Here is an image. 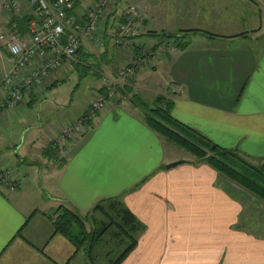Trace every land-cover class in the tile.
Returning <instances> with one entry per match:
<instances>
[{
    "label": "crops",
    "instance_id": "1",
    "mask_svg": "<svg viewBox=\"0 0 264 264\" xmlns=\"http://www.w3.org/2000/svg\"><path fill=\"white\" fill-rule=\"evenodd\" d=\"M129 4L143 13L135 46L154 49L161 42L165 48L96 113L64 159L55 158L50 142L60 124L85 113L102 91V80L83 109L64 114L52 130L43 128L42 121L26 127L24 135L34 132L25 152L20 153L23 138L19 145L16 140L11 144L13 154L0 150V169L17 184L12 190L0 184V264H111L126 245L118 244L111 227L102 234L107 243L88 255L55 232L50 218L59 205L86 214L110 196H120L142 224L136 245L119 264H264V238L240 224L242 202L231 196L240 187L158 136L133 99L143 95L153 102L178 85L179 94L168 97L177 120L221 147L264 162V0H114L97 29L104 43L112 37L111 42L103 48L84 41L79 51L85 67L94 61L112 80L115 68L130 56L113 44L114 23ZM22 21L6 16L0 23L27 36ZM184 31L190 33L183 37ZM167 34L175 37L162 36ZM3 56L0 67H9ZM81 66L53 70L48 83L7 110L0 118V141L11 122L16 124ZM5 93L1 88L0 97ZM173 161L183 162L166 169ZM102 205L114 214L113 205ZM97 222L105 224L100 218Z\"/></svg>",
    "mask_w": 264,
    "mask_h": 264
},
{
    "label": "built area",
    "instance_id": "2",
    "mask_svg": "<svg viewBox=\"0 0 264 264\" xmlns=\"http://www.w3.org/2000/svg\"><path fill=\"white\" fill-rule=\"evenodd\" d=\"M113 1L0 0V21L6 16L21 17L25 20L28 33L27 36H19L5 30L0 34V57L5 54L10 61L9 67H0V89H6V93L0 97V118L7 110L26 102L24 96L33 89L48 83L53 70L83 62L79 57L82 43L98 42L100 17ZM142 18L141 8L129 4L122 19L116 23L114 43L127 50L130 56L122 66L115 68V80L104 70L101 72L102 91L90 101L81 117L60 124L51 140V149L56 152L58 161L68 155L69 145L85 131L96 113L109 99L119 94L118 89L129 85L137 71L143 69L150 59L159 56L165 48L164 43L154 49L135 46L137 25ZM1 26L7 28L5 22ZM179 92L180 87L174 84L170 86L168 95L172 97ZM0 184L11 190L17 187L11 175L1 169Z\"/></svg>",
    "mask_w": 264,
    "mask_h": 264
},
{
    "label": "trees",
    "instance_id": "3",
    "mask_svg": "<svg viewBox=\"0 0 264 264\" xmlns=\"http://www.w3.org/2000/svg\"><path fill=\"white\" fill-rule=\"evenodd\" d=\"M22 22L25 24V20ZM9 30L10 32H16L14 27ZM24 30H27L26 25ZM193 31L196 30H191V32ZM189 33L190 31H184L183 37H186ZM162 36L165 38L166 35ZM107 40L108 44L109 39ZM181 46L183 47V45ZM29 95L31 96V92ZM133 96L135 104L139 106L136 100L139 99V96ZM171 103L168 97L157 95L151 106L147 108L139 106L143 111L145 124L167 142L203 161L218 174L264 202V165L251 163L247 157L241 155L235 148L221 147L205 135L180 122L171 114ZM53 153L56 154L55 151ZM104 202L113 205L111 213L114 214L111 216L104 209L102 205ZM92 210L106 213V217L110 221L101 227L96 220L92 219L93 222L90 225H93L88 228L85 215L65 205H59L50 217L53 219L54 231L65 236L75 246L76 251L84 249L89 255L94 247L102 244L104 231L109 227L112 229V226L116 227L114 229L116 232L115 239L119 241L118 244H126L111 263L119 264L136 245V235L142 229V224L136 220L130 211L123 207L120 196L102 198L93 206Z\"/></svg>",
    "mask_w": 264,
    "mask_h": 264
},
{
    "label": "rangeland",
    "instance_id": "4",
    "mask_svg": "<svg viewBox=\"0 0 264 264\" xmlns=\"http://www.w3.org/2000/svg\"><path fill=\"white\" fill-rule=\"evenodd\" d=\"M121 1L123 4H125L129 0H121ZM119 21L120 20L114 23V28H115L114 38L116 35V31H117L116 23ZM5 30L8 31L6 27L1 28V23H0V34H2ZM97 38L99 39L98 42L97 43L91 42V45L103 46L104 48L105 47L104 44H107L108 40H105V43H104L103 38L98 33V30H97ZM109 40H110L109 42H111L112 37L109 38ZM113 44H115L114 39H113ZM158 44H161V42ZM3 57L6 59V56H3ZM84 63L81 62L80 64H77L76 66H79L81 64L83 66L79 67V69H76V70L74 69L73 72L69 73L67 76H64V78H61V81H58L56 86L48 90L44 100L43 98L40 99L39 102H37L38 104L36 103L32 108L28 109L27 113L25 115H22L23 117L20 116L17 119L16 124L14 122H11L10 125L6 127L5 136H3L2 141H0L1 152H4V153L7 152V153L13 154V150L16 147H13V145L11 144L16 140V143H18L19 145V143L22 140L21 138H23L21 142L23 143V145H22V149L20 152L22 154L23 152L26 151L25 146L27 144V138L31 137V134L34 132V131H30L24 135V130H26V127H29L30 125L35 126L40 121H42L44 124L43 128L49 131V130H52V128L56 125V123H58L59 120H61L64 114H70V115L76 114V112L79 113L83 109V103L91 97V94L94 92L95 88L100 86L101 72L103 71V69L98 67L97 64L96 66L93 65L96 63L94 61H89L90 64L87 63L89 67H85L84 65L86 63L85 64ZM93 69H95L96 71H94ZM97 71H100V72L98 73ZM169 89L170 87L168 88L166 94H164L165 97L170 96L168 95ZM24 97L25 99H28L26 95ZM136 100L139 106H141L142 108H147L151 106V103H152L148 100L146 96H143V95L139 96V99H136ZM7 146H9V148ZM50 149H51V142H50ZM187 154L189 155L190 159H192L193 161L203 162L201 160L196 159L189 153ZM14 156H16L15 153H14ZM248 160L255 165H264V162L262 161H253L251 159H248ZM20 167H22L21 169L23 171H26V172L28 171V169L26 168L24 164L20 165ZM236 189H238L236 190V193L237 191L238 193L236 195L233 194L231 196H233L234 199H237L236 196H238V198L242 202L243 215H242L240 224L244 225L247 228V230H250L254 234H257L264 238V202L241 187L236 188ZM94 214L97 215L95 216L96 219L98 218L97 221H99V218L105 221V223H108L110 221V219L108 217L105 218V216L102 213L101 215L99 210L94 211L91 208L88 213L83 214L86 216V219H87L86 224L88 228H91V226L93 225V224L92 225L90 224L93 222L92 216ZM112 227H113V230L116 229V227L114 226ZM105 243L107 242H103L102 244H105Z\"/></svg>",
    "mask_w": 264,
    "mask_h": 264
},
{
    "label": "water",
    "instance_id": "5",
    "mask_svg": "<svg viewBox=\"0 0 264 264\" xmlns=\"http://www.w3.org/2000/svg\"><path fill=\"white\" fill-rule=\"evenodd\" d=\"M174 37H175V35H172V34H167L166 35V38H168V39H171V38H174ZM182 162L183 161H173V162H169V163L165 164V168L166 169H169V168L175 167L176 165H178V164H180Z\"/></svg>",
    "mask_w": 264,
    "mask_h": 264
}]
</instances>
